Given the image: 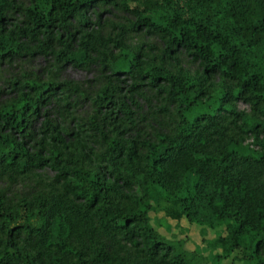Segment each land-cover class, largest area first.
Wrapping results in <instances>:
<instances>
[{"label": "trees", "instance_id": "obj_1", "mask_svg": "<svg viewBox=\"0 0 264 264\" xmlns=\"http://www.w3.org/2000/svg\"><path fill=\"white\" fill-rule=\"evenodd\" d=\"M30 2L24 8L0 0V63L22 52L75 67L97 62L114 81L124 75L131 82L130 100L112 101L116 86L98 92L108 111L104 127L96 120L90 127L114 129L106 152L94 156L101 166L89 168L78 163L82 151L92 154L80 139L82 126L68 145L46 124L49 104L72 108L78 87L10 81L13 98L0 103V179L45 166L56 175L50 194L16 204L0 190V264H205L151 225L153 205L172 221L224 232L208 243L219 252L216 262L238 252L241 262L264 264V0ZM99 7L120 8L133 19V32L158 39L161 63L89 29L85 13ZM11 14L22 20L9 24ZM179 51L200 73L178 67L172 55ZM166 59L177 67L169 70ZM148 92L164 104L157 110L170 116L171 130L142 132L144 119L133 110L136 100L149 102ZM239 103L252 114L238 111ZM247 138L258 150L244 145ZM67 149L74 160L62 163Z\"/></svg>", "mask_w": 264, "mask_h": 264}, {"label": "rangeland", "instance_id": "obj_2", "mask_svg": "<svg viewBox=\"0 0 264 264\" xmlns=\"http://www.w3.org/2000/svg\"><path fill=\"white\" fill-rule=\"evenodd\" d=\"M17 2L24 8H28L31 3L30 0H17ZM8 17L9 24L22 20V17L18 14H11ZM85 17L88 18L89 29L101 33L104 38H121L128 47L132 49L141 48L143 53L153 59L155 64L161 63L159 57L162 56L164 46L158 39L144 31L133 32L130 26L133 23V19L120 8L99 7L95 10L88 9ZM121 28L124 30L121 31ZM108 48L111 54L117 55L118 51L112 45L108 46ZM172 56L178 58V67L183 69V71L192 76L200 73L201 70L198 64L192 61L187 54L179 51ZM165 62L169 70L177 67L173 61L166 59ZM25 78L52 81L57 84H69L71 87H78L80 93L77 96H74V94L71 98L73 101L72 108H67L66 110L57 106L51 108L53 104H49L50 109L48 110L51 113L46 124L61 131L68 145L74 143L73 134L78 132L77 124H80L83 130V133L80 134V139L90 148L92 154L82 151L79 153L78 163L89 168L100 167L101 164L93 160L94 156L102 155L106 152V140L111 137L109 131H112L114 127L108 126V129L103 130V134L97 133L90 127V124L95 120L100 128L101 124L104 127L101 121L108 111L107 108H100V105L104 104L98 102V92L104 88L116 86L118 89L112 92V101L128 103L130 100L128 90L131 82L124 75L119 77V80H123L122 82L114 81V78L109 77L108 71L97 62L87 67H75L71 64L56 62L54 57L49 54L36 53L28 55L22 52L18 57H14L13 60L0 63V103L13 98V92L9 87L10 81L14 79L23 80ZM146 96L149 102L136 100L139 108L133 110L137 113L138 118L143 117L144 119V122H139L142 132L152 134L156 129L161 131L171 130L170 116L157 110L164 104L160 102L159 98H155V95L151 92H148ZM237 109L240 112L252 114L250 107L245 104H237ZM153 116L157 120H152ZM43 121V116H40L34 123L35 129H40ZM154 121H158L159 124ZM109 122L107 121V125H110ZM69 134L73 136H69ZM244 145L252 146V139H245ZM252 148L258 150L254 146ZM63 152L62 163L74 160L70 154L71 150L67 149L63 150ZM45 156L48 158L47 155ZM55 175L56 173L52 169L45 166L40 170H35L29 176H18L13 179L4 177L0 179V190L5 194L9 202L16 204L22 199H31L34 196L50 194L55 187L53 183ZM149 216L151 225L164 238L169 241L182 240L186 251L195 252L207 259L205 264H247L238 260L240 257L238 252H234L227 259L220 262H216L213 259L219 252L208 247V243L221 235H225L224 232L217 233L214 230L191 225L185 219L179 222L172 221L166 218L163 212L156 210L155 205H153Z\"/></svg>", "mask_w": 264, "mask_h": 264}]
</instances>
